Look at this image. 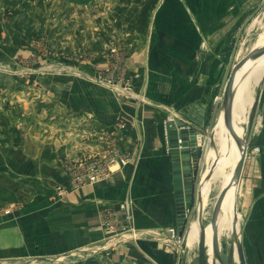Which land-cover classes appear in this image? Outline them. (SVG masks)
I'll list each match as a JSON object with an SVG mask.
<instances>
[{"label": "crops", "instance_id": "0c3cea01", "mask_svg": "<svg viewBox=\"0 0 264 264\" xmlns=\"http://www.w3.org/2000/svg\"><path fill=\"white\" fill-rule=\"evenodd\" d=\"M181 2L179 9L176 0H119L117 8L129 15L128 24L115 20L116 6L109 10L97 6L92 24L65 27L64 39L69 48L66 53L72 55L73 60L78 59L79 64L71 66L61 83L58 80L52 87L61 99L63 115H53V119L46 120L45 135L38 134L40 137L36 140L45 144L35 150L45 157L46 168L55 172L65 171L62 161L103 157L109 148L129 156L124 166H112V172L105 179L74 186L64 195L62 203L53 205L50 227L57 243L71 250L94 245L95 254L100 252L119 264H167L172 253L178 251L167 239L170 228L174 227L177 233L167 143V128L174 118L195 129L197 138L192 144L202 146L208 141L194 189L200 202H196L191 217L209 220L210 224L212 203L231 169L230 164L219 162L223 159L221 140L217 136L219 127H214L212 132L209 130L217 95L215 77L222 80L233 49L229 47L232 24L224 23L229 22L236 7L247 13L258 6L246 23L238 27L237 38L250 34L257 24L248 23L262 8L264 0ZM93 3L98 2L89 5ZM175 8L189 14L191 20L181 24L151 21L152 13H166ZM199 13H205L206 24L192 18ZM238 46L233 64L244 57L238 56ZM254 48L253 45L249 52ZM254 62L248 69L242 70L248 62L238 69L236 74L241 72L239 84L235 78L232 89L235 103L238 85H248L243 87L245 110L237 112L236 120L243 128L241 138L247 152L234 189V205L240 222L237 235L261 237L262 249L254 251L264 252V62L259 67ZM102 69L108 71L106 75L110 78L120 77L106 84L100 79L104 74ZM185 84L188 88H184ZM181 93L189 94L188 103H183L187 99L183 101ZM195 103L206 104L201 125L178 112ZM222 113L219 106L216 126ZM104 147L108 149L106 152ZM36 151L31 150L33 155ZM14 152L21 153L20 156L26 154L24 150ZM197 160L191 158L192 167ZM17 174L13 180H8L20 187L22 175ZM61 180L63 187L70 189L69 176L65 174ZM121 204L130 211L133 223L125 222L124 212L119 208ZM108 218L116 222L114 233L118 237L113 236V243L108 241L110 237L105 229ZM132 233L139 237L135 243L131 240Z\"/></svg>", "mask_w": 264, "mask_h": 264}, {"label": "rangeland", "instance_id": "374dc122", "mask_svg": "<svg viewBox=\"0 0 264 264\" xmlns=\"http://www.w3.org/2000/svg\"><path fill=\"white\" fill-rule=\"evenodd\" d=\"M106 1L110 0H93L80 4L66 0H0V264H67L86 259H95L99 264L114 263L100 252L95 254L94 245L71 250L57 243L49 219L53 214V205L62 203L68 190L74 189L71 172L68 170L69 163L109 160L118 150H108L104 144V150H108V153L103 157L87 156L70 162L62 161L64 172L46 168L45 157L39 156L35 150L45 144L36 140L40 137L38 134L45 135L43 128H46V120L53 119V115H63L61 99L52 87L58 80L61 83L63 75L71 71V66L76 67L79 64L78 59L73 60V56L66 53L65 27H68V24H92L97 6L102 10L116 6L115 20L119 24H128L129 15L117 8L119 0ZM92 2L98 3L89 5ZM180 3L181 0H176V8L180 9ZM257 7L247 13H242L236 7L235 12H231L229 22L224 23L232 24L230 50L233 48L232 43L236 41L238 27L246 23ZM176 8L166 13H152L151 21H158L159 24H181L191 20L189 14ZM192 18L200 24H206L205 13H199L197 17ZM248 24L257 25L250 34L240 35V57L245 56L253 45L259 46L257 42L264 35V5ZM101 71L104 74L100 75V79L106 84L111 81L114 83L120 77L110 78L106 75V69ZM183 81L180 79V82ZM220 81L221 77H215V93ZM184 88L188 86L185 84ZM181 94L183 101L189 95ZM188 101L187 99L183 103ZM235 114L237 113L234 112L233 115ZM233 118L237 120L235 116ZM219 132L220 128L217 130L220 139ZM221 136L224 137L225 132H221ZM15 150H24L26 154L16 155ZM31 150L36 151V154L33 155ZM16 172L17 175H22L20 187L8 180H13ZM65 174L70 178V189L61 184ZM219 218L218 244L222 259L228 264H240L236 246L238 243L246 264H264V252L254 251L257 248L262 249L259 246L262 238L237 235L235 241L232 228L228 226L235 223L238 232L239 220L233 218L232 222L228 221L229 216L222 211ZM130 223H133L132 219ZM223 223H226V226ZM193 225L197 227L198 234L191 240L187 239L184 246L181 245L180 239L177 240L174 227L167 232L168 244L173 243L179 251V264H205L210 259L209 256L215 261L214 254L209 255L207 252L205 238L202 260L199 258L201 230H206L209 220L200 221L199 218L197 220L191 217L187 226L188 235ZM107 233L110 237L108 241L112 243L113 236L118 237L116 233ZM132 235L131 240L135 243L139 237L136 233ZM176 253H172V258L167 264H175Z\"/></svg>", "mask_w": 264, "mask_h": 264}, {"label": "water", "instance_id": "95a60500", "mask_svg": "<svg viewBox=\"0 0 264 264\" xmlns=\"http://www.w3.org/2000/svg\"><path fill=\"white\" fill-rule=\"evenodd\" d=\"M239 38L234 42L233 49L231 51L228 64L226 66L223 78L221 80L217 95L212 109L211 123L209 125V130L212 132L214 127L217 126L215 123V118L219 106L223 111L224 126L226 130L231 135L236 148L239 151V158L236 165L232 171V175L228 183L222 188L220 193L217 195L210 219V228L212 231V251L215 257V262L217 264H228L220 256V249L218 244V225H219V213L226 193L234 187L236 188L242 168L246 158L247 148L245 142L240 136L236 134L232 125V105H233V95L232 89L234 86L235 74L240 67L246 64L248 61H253L264 55V45L255 50H251L246 56H244L237 64H233L234 58L237 51ZM206 109V104H191L184 109L179 110V114L192 121L197 125L202 124L204 112ZM197 138L195 129L190 128L187 124L181 120L174 118L172 124L167 128V143L171 167V177H172V187H173V197L175 205L176 214V229H177V240L180 239L181 245L184 246L187 242L188 231L187 226L191 218L192 213L196 208V202H200V197L198 194L194 195V189L198 184L200 169L202 166V159L204 152L207 147L208 141L205 140L202 146H195L192 144ZM197 158V163L192 167L191 158ZM195 196V200H194ZM199 207V205H198ZM236 212V207L234 205ZM232 234L237 240L236 227L232 224ZM204 232L201 230V243H200V259L202 260V252L204 251ZM237 252L240 264H246L244 260V255L242 249L238 243H236ZM177 251L176 264H179ZM201 264H204L203 262Z\"/></svg>", "mask_w": 264, "mask_h": 264}, {"label": "bare ground", "instance_id": "6f19581e", "mask_svg": "<svg viewBox=\"0 0 264 264\" xmlns=\"http://www.w3.org/2000/svg\"><path fill=\"white\" fill-rule=\"evenodd\" d=\"M257 43H259V47L260 46H262V45H264V35L258 40V42ZM258 46L256 47V48H254V49H257V48H259ZM254 62V60L253 61H248V65H245L244 66V68L242 69V70H245L246 68L248 69V67L252 64ZM256 62V63H255ZM254 63L257 65H254V66H256V67H259V64H261L262 62H264V55H263V57L261 58V59H259V60H257L256 59V61H255ZM251 63V64H250ZM254 66L252 67V68H254ZM251 70V69H250ZM240 74H241V72L239 71L237 74H236V80H235V82H236V84H239L238 83V78H239V76H240ZM257 74H258V72H257ZM254 77V76H253ZM257 77V76H256ZM248 79L249 78H247V81L246 80H244V82L246 81L247 83L249 82L248 81ZM255 81V80H254ZM241 83V82H240ZM242 84H243V81H242ZM241 85V84H240ZM244 85H247L246 83H244L243 84V86H239L238 85V88H237V94H236V97H235V103H234V112L235 113H237L238 111L239 112H243L244 110H245V108L243 107V105H244V103H243V101H245V99H244V95H243V87H244ZM248 86V85H247ZM245 88H246V86H245ZM246 90V92H248L247 91V88L245 89ZM244 94H245V92H244ZM249 95H250V93H249ZM249 95H247V96H249ZM246 96V97H247ZM250 98H251V96H249ZM249 103V102H248ZM247 103V104H248ZM250 104V103H249ZM245 106H246V102H245ZM232 109H233V105H232ZM235 109H236V111H235ZM233 111V110H232ZM238 112V113H239ZM233 116H235L236 118H237V120H238V114H235V115H233V113H232V125H233V128H234V131L236 132V134L238 135V136H242V134H243V128L239 125V124H237V122H236V120H235V118H233ZM242 116V115H241ZM233 121H234V123H233ZM244 123V122H243ZM217 127H219L220 128V130H221V132H225V136L224 137H222L221 136V132H219V136H220V140H221V146H222V152H223V159H219L220 161V163H225L226 164V166H227V164H230V167H231V169H230V172L228 173V175L227 176H224L225 177V179H224V186L228 183V181H229V179H230V177H231V175H232V171H233V169H234V167H235V165H236V162H237V160H238V158H239V151H238V149L236 148V145H235V143H234V141H233V139H232V137H231V135L229 134V132L226 130V128H225V126H224V119H223V113L220 115V119H219V122H218V124H217ZM221 164V165H222ZM221 165H219L220 167H221ZM224 166V165H223ZM223 166L221 167V168H223ZM223 170V169H222ZM205 190H208L207 188H205ZM204 193H205V191H204ZM208 194V193H207ZM223 212V214L225 213L226 215H228L229 216V220L228 221H230V222H232V219L237 215L236 213H235V211H234V187H232L227 193H226V195H225V197H224V200H223V203H222V206H221V209H220V212ZM220 214V213H219ZM219 217H220V215H219ZM225 217V216H224ZM227 217V216H226ZM239 217H238V215H237V219H238ZM220 219V218H219ZM225 219H227V218H225ZM224 220V219H223ZM223 220H222V222H223ZM225 221V220H224ZM238 221V220H237ZM236 221V222H237ZM219 222H220V220H219ZM224 224V223H223ZM226 224V223H225ZM224 224V225H225ZM229 224V223H228ZM219 225H220V223H219ZM231 225V224H230ZM194 226V225H193ZM226 226V225H225ZM232 226V225H231ZM231 226H228L229 228H231ZM233 226H235V227H237V225L235 224V223H233ZM219 227V226H218ZM221 227H222V225H221ZM228 229V228H227ZM197 234H198V229H197V227L196 226H194L191 230H190V233H189V235H188V240H191V238H194V237H196L197 236ZM127 237V236H126ZM198 238V237H197ZM204 238H205V245H206V248H207V252L209 253V255L211 254V253H213V251H212V231H211V228H210V226H208L207 228H206V230H205V232H204ZM198 240V239H197ZM208 258H210L209 260H208V262L207 263H205V264H216V262L215 261H212V256L210 257H208Z\"/></svg>", "mask_w": 264, "mask_h": 264}, {"label": "built area", "instance_id": "2783aa9c", "mask_svg": "<svg viewBox=\"0 0 264 264\" xmlns=\"http://www.w3.org/2000/svg\"><path fill=\"white\" fill-rule=\"evenodd\" d=\"M115 74L116 72L114 73V75ZM128 160V155L114 152L113 156L109 160H91L89 162L79 163L70 162L68 165V170L71 172L73 184L75 186H83L85 184H93L105 179L112 172V166L120 168L124 166L128 162ZM119 208L124 212L125 222L131 224L130 222L132 217L126 205L121 204ZM115 225V220H109L108 218L105 224L106 231L113 234Z\"/></svg>", "mask_w": 264, "mask_h": 264}, {"label": "trees", "instance_id": "16d2710c", "mask_svg": "<svg viewBox=\"0 0 264 264\" xmlns=\"http://www.w3.org/2000/svg\"><path fill=\"white\" fill-rule=\"evenodd\" d=\"M70 3H77V4H80V3H84V2H91L93 0H66ZM67 264H99L97 260L95 259H86L84 261H77V262H74V263H67ZM113 264H119V263H113Z\"/></svg>", "mask_w": 264, "mask_h": 264}]
</instances>
